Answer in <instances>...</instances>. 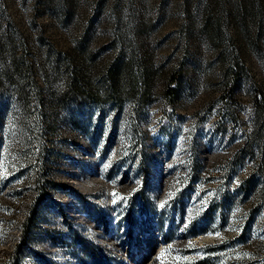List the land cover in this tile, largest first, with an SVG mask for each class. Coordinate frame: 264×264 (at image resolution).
Masks as SVG:
<instances>
[{"label":"rangeland","instance_id":"rangeland-1","mask_svg":"<svg viewBox=\"0 0 264 264\" xmlns=\"http://www.w3.org/2000/svg\"><path fill=\"white\" fill-rule=\"evenodd\" d=\"M0 29L39 86L0 97V264H264V0H0Z\"/></svg>","mask_w":264,"mask_h":264},{"label":"trees","instance_id":"trees-1","mask_svg":"<svg viewBox=\"0 0 264 264\" xmlns=\"http://www.w3.org/2000/svg\"><path fill=\"white\" fill-rule=\"evenodd\" d=\"M130 79L135 80L134 77ZM174 80V77L170 79V89L173 88ZM38 88V83L33 76V65L27 57L25 48L18 45L11 33L0 29V97L6 95L23 100L27 97L29 90ZM262 99L260 93L254 97V111L257 116L254 123L260 138H262L264 126V118L261 115L264 110ZM239 152H242L241 149L234 153V157ZM250 188H254L258 199L264 202V151L255 171L241 182L238 190L246 191Z\"/></svg>","mask_w":264,"mask_h":264}]
</instances>
